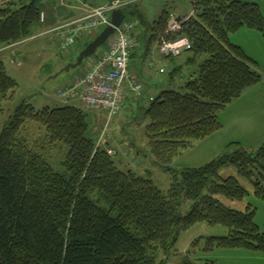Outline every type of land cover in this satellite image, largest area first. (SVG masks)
<instances>
[{"label": "trees", "instance_id": "16d2710c", "mask_svg": "<svg viewBox=\"0 0 264 264\" xmlns=\"http://www.w3.org/2000/svg\"><path fill=\"white\" fill-rule=\"evenodd\" d=\"M3 1L0 50L34 37L42 13V0ZM123 1L127 10L136 6L133 0ZM189 1L190 17H178L177 33H168L170 12L152 24L144 16L141 22L151 31L152 44L187 38L188 61L195 65L181 90L161 91L144 111L149 155L171 173L169 192L159 191L146 176L122 170L114 158L117 151L114 157L108 154V143L100 139L95 144L84 107L35 111L22 101L0 132V264H165L179 235L200 223L227 228L225 236L206 241V251L264 253L256 211L233 208L243 202L246 189L236 177H221L223 169L234 168L238 177L253 183L256 197L264 199V145L250 152L232 143L201 167L180 172L169 167L182 152L216 134L221 129L218 114L260 83L255 62L231 43L230 35L243 27L263 34V15L258 0ZM101 32L87 38L80 51ZM16 88L0 62V116L3 103L13 102ZM28 122L42 128L26 129ZM64 148L67 153L57 161ZM186 203L191 206L183 216Z\"/></svg>", "mask_w": 264, "mask_h": 264}, {"label": "rangeland", "instance_id": "374dc122", "mask_svg": "<svg viewBox=\"0 0 264 264\" xmlns=\"http://www.w3.org/2000/svg\"><path fill=\"white\" fill-rule=\"evenodd\" d=\"M64 6V3L57 0ZM82 1V0H80ZM91 4V6H97L104 3L105 0H84ZM129 1V0H128ZM136 4V9L140 15H143L146 21L150 24L157 21L160 16L166 12H172L174 14H188L192 10L191 1L189 0H133ZM259 9L262 12L264 20V0H258ZM67 4V3H66ZM39 6H42V1L39 2ZM127 22H131L134 25V33L136 30L143 32L142 36L137 41H134V55L130 60L131 71L135 70L143 71L148 70L151 74L150 82L143 81V86L147 87V90L143 87V91L140 96L152 94L156 96L161 91L174 90L179 91L184 85L188 76L191 74L195 65L193 62H189L192 57L191 53H182L177 58L168 59L163 58L159 54V43H150L148 39L151 35V31L144 30V27L140 23L139 17L129 16ZM68 22L64 23L67 24ZM59 33V32H58ZM134 36V34H133ZM44 40V38H40ZM133 39V37H132ZM109 41V39H108ZM107 41V42H108ZM165 40H163L164 42ZM230 41L232 44L238 45L242 48L246 56L253 59L255 62V69L261 75V81L256 86H253L252 90L249 89V93L242 99V103L246 102L249 108L252 109L251 113H246V118H252L259 123L258 127L263 134L264 131V33H258L250 28L243 27L236 31L235 34L230 35ZM29 45L23 48H15L13 51L16 55L10 56L12 51L6 52L3 56L9 59H3L4 67L7 68V74L17 83L15 89V95L13 102H4L2 105L3 114L0 116V132L3 129L5 121L9 119L13 111L22 101L30 103L35 111L42 110L44 108H61L63 106L79 107L77 100L72 101L70 98H58V92L65 88L67 76H73L80 70L87 69V63L94 58L84 59L82 66L70 70L69 72L63 71L67 65L75 63L76 56L75 50L67 49L58 56V65L61 67L59 72L52 74L53 68H50L52 64H49L47 56L28 54ZM103 47L96 51V54ZM132 49V50H133ZM60 51V50H59ZM69 56V57H68ZM2 57V56H1ZM45 61L44 64L48 66L47 69H40L37 66H41V61ZM10 61L13 62V66L10 65ZM19 64V65H18ZM84 65V66H83ZM50 68V69H49ZM176 69L175 75L170 71ZM62 71V72H61ZM61 72V73H60ZM59 74V75H57ZM133 85V84H132ZM135 85V84H134ZM137 102L132 101L124 102L121 105L120 113L110 119H108L104 113H95L87 110V124L89 125L88 134L94 140L95 144L99 143L100 139L105 144H113L112 142H124L123 147L113 144L112 147L118 150L119 155L114 157L115 161L122 159L123 155L127 159H131L136 166H142L146 169V178L153 181L155 186L163 193H168L172 186L173 180L171 179V173L161 167H157L149 155V146L147 144V137L145 133L146 126L149 121L144 117L145 104L138 105ZM142 103L144 101L142 100ZM136 104V105H135ZM258 114V115H257ZM260 117L261 120H260ZM261 122V123H260ZM27 128L34 131H40L41 126L28 122ZM43 131V130H42ZM31 131H28V133ZM26 133V135L28 134ZM38 135L30 139L35 141ZM39 137H43L40 133ZM258 138L252 141V146L248 147L247 143L242 142V147L247 151H253L261 147L263 142H258ZM121 140V141H120ZM199 144V143H198ZM107 145L109 149L110 146ZM130 149H128L129 147ZM230 146V145H229ZM227 147V151L230 147ZM241 146V144H240ZM254 146V147H253ZM253 147V148H252ZM252 148V149H251ZM251 149V150H250ZM111 150V149H110ZM201 147L193 150H187L182 152L181 158L174 160L171 163L170 170L180 172L185 168L193 167L194 161L201 155ZM114 152L115 150L112 149ZM129 151V152H128ZM55 152V151H54ZM60 152V151H59ZM123 152V153H122ZM58 153V152H57ZM67 149L62 150L61 155H57L56 160L63 159ZM223 153V152H222ZM221 153V154H222ZM204 159L201 158L200 161ZM199 165V164H198ZM124 170V169H122ZM236 177L241 188L243 187L247 191V195L243 198V202L235 204L233 208L238 211H243L244 207H249L250 210L256 211L254 221L260 228V231H264V199H259L254 194L253 183L247 179L237 176L236 170L232 167L225 168L221 172V177ZM261 186L264 187V179L261 180ZM191 204H184L181 209V214L185 216L190 210ZM227 234V228L223 225H206L204 223L197 224L179 235V239L174 246L173 250L167 255L165 264H185L187 262H193L197 264H205L206 262L213 261L215 264H264V253L254 252L242 249H213L210 251L205 250V243L209 238H221Z\"/></svg>", "mask_w": 264, "mask_h": 264}, {"label": "crops", "instance_id": "0c3cea01", "mask_svg": "<svg viewBox=\"0 0 264 264\" xmlns=\"http://www.w3.org/2000/svg\"><path fill=\"white\" fill-rule=\"evenodd\" d=\"M5 1L7 2V0H5ZM5 1H3V2H5ZM9 1H11V0H9ZM60 1H62L63 3L65 1L64 6H62L61 3H58L57 0H42L41 8H42V13H44L45 21L43 23L40 21L39 25L36 27V29L34 31L35 32L34 37H32L28 40H25L22 43L15 44L11 47L1 49L0 50V62L1 63H2L3 59L7 58L6 56H3L4 53L12 51L10 53V56L12 57L13 55H16V52L13 51L15 48H23L26 45H29V46H27V47H29L28 54L31 53V54L35 55V53L37 52L36 55H38V56L39 55L40 56H42V55L47 56L49 59L48 66L50 64H52V66L50 65L51 66L50 68H53L52 74L59 72V70H61L60 69L61 67L58 65V59L57 58L65 50L62 47L63 37L61 35V32L58 33L55 30L57 28H59L60 25L66 23V22H71L73 20H77V19L82 18V16L89 14L91 11H93L96 8L105 7V5L108 3L109 0H105L104 3H101L97 6H95V5L91 6V4L85 2L84 0H82V1H80V0H60ZM1 3L2 2H0V4ZM170 13L172 15L178 16V17H186L190 14V13H188V14L179 15V14H174L172 12H170ZM142 34L143 33H141V31L136 30L134 33V36H132L134 41L136 42L137 41L136 39H139L140 36H142ZM91 36H93V35L83 36L82 40L77 41L78 43L75 46H73L74 47L73 49L75 50L74 53H76V56L79 55L80 48L82 47L85 40H87V38H89ZM40 38H44V40H42ZM107 48H108V44L105 45L104 48L99 50L97 52V54L94 56V58L91 59L89 61V63H87V65L96 62V60H99L106 53ZM134 49L132 50L133 52H134ZM133 55H134V53H132V56ZM7 59L10 60L9 57ZM131 59H132V57H131ZM45 61L46 60L41 61V63H42L41 66L40 65L37 66V67H39V70L48 68V66L46 64H44ZM10 65L13 66L14 65L13 62L10 61ZM6 71H7V68H6ZM128 74L130 75V80H128V82H126L124 84L125 90H124V96H123L122 103H123V101L124 102L132 101L133 103H135V102H137V100H139V102L137 103L138 105L145 104L147 102L145 104V108H146L147 105H149L153 100L156 99V96L158 94H156V96H152V94L147 95V92H146V94L144 93V96L134 97V94L132 93V84L143 86L142 82L144 80L148 82L150 80L151 74H149L148 70H145V69H143V71L135 70V72H133V71H131V66L129 67ZM83 75H84V70L82 69V70L78 71L76 74H74L73 76H67L68 78L66 79L64 89L72 87L78 80L83 78L82 77ZM143 87L147 90V87H145V86H143ZM252 89L253 88H250V90H252ZM59 92H61V91H59ZM247 93H249V90L245 91L243 93V95L239 98V100H236V101L230 103L225 110L221 111L218 114V119H219L220 124H221V129L218 132H216V134H213V135L205 138V140L198 142L199 144L196 143L194 145V147L190 149V150H193V149H197V148L201 147L202 150H201V155L199 156V158H197L194 161L195 162L194 166L188 167V168L194 169L195 167H201V166L205 165L207 162H210L211 160L218 158V156H220L222 152L224 153L225 149L232 143H238V144H241V146H242V142L245 141V142H249V143H247V146L251 147L253 145L252 141H254V144H255L256 138H258L257 139L258 142H256V143L264 141V131H263V134L260 132V129L258 127L259 123L256 122L252 118L250 119V118L245 117L246 113L252 112V109L249 108V105H247L246 102H244V103L241 102L242 99L247 95ZM57 97L59 98V96H57ZM70 99L72 101L77 100L79 102V107L83 109V106L77 97L76 98L75 97L70 98ZM142 100L144 101V103H142ZM261 118L262 117H260V120H261ZM112 143L117 144L121 147H123V146L126 147V145H124V142H122V141L121 142H115V143L112 142ZM113 144H111V145H113ZM111 145H108V146H110L109 149H114L115 151H117V153L119 155V153H121V152L116 150L114 148V146L112 147ZM262 145H264V142ZM128 147H129V145H128ZM128 149H130V151H131L132 148L129 147ZM180 158H181V156L177 159H180ZM201 158H203L204 160L200 161ZM117 164L119 165L120 168L130 169L135 174L137 173L138 175H141V176H145L147 174L146 169L142 168V166H136L135 164H133L131 159L125 158L124 155H123L122 159L117 160Z\"/></svg>", "mask_w": 264, "mask_h": 264}, {"label": "built area", "instance_id": "2783aa9c", "mask_svg": "<svg viewBox=\"0 0 264 264\" xmlns=\"http://www.w3.org/2000/svg\"><path fill=\"white\" fill-rule=\"evenodd\" d=\"M123 0H113L105 7L96 8L82 18L62 24L55 31L61 32L64 50L71 47L76 38L83 35H93L106 28L111 22V13L117 8L127 7ZM192 15V14H191ZM190 17V15L188 16ZM39 20L43 23L44 13H40ZM168 33H177L181 29L178 16L172 15L168 21ZM132 24L124 22L115 29L109 39L106 53L96 62L88 64L83 78L78 80L72 88L59 93V98L77 97L82 106L95 113H104L110 119L120 113L124 95V84L130 80L128 74L134 39H132ZM191 44L187 38L181 37L175 41H164L159 47V54L166 57H178L190 51ZM134 95L142 92V87L132 85ZM110 156L114 154L111 150Z\"/></svg>", "mask_w": 264, "mask_h": 264}, {"label": "water", "instance_id": "95a60500", "mask_svg": "<svg viewBox=\"0 0 264 264\" xmlns=\"http://www.w3.org/2000/svg\"><path fill=\"white\" fill-rule=\"evenodd\" d=\"M129 16L139 17L140 23L142 22L143 15H140L138 13L136 6L133 9L129 10H127L126 8H117V10L112 11L110 15L111 24L109 26H106V28L95 37L93 42L88 44L84 48V50L79 52L75 63L67 65V67H65L63 71L69 72L70 70L81 67L84 59L91 58L96 55V51L107 43L108 39L112 35H114L115 29L118 28L123 22H125L127 20V17Z\"/></svg>", "mask_w": 264, "mask_h": 264}]
</instances>
